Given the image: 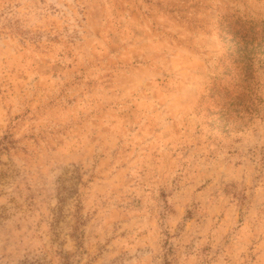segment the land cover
<instances>
[{"label":"rangeland","instance_id":"rangeland-1","mask_svg":"<svg viewBox=\"0 0 264 264\" xmlns=\"http://www.w3.org/2000/svg\"><path fill=\"white\" fill-rule=\"evenodd\" d=\"M0 264H264V0H0Z\"/></svg>","mask_w":264,"mask_h":264}]
</instances>
